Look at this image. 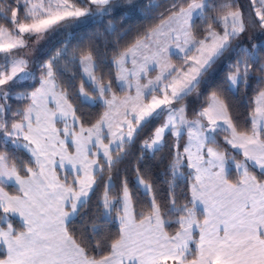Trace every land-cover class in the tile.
Segmentation results:
<instances>
[{"label":"snow or ice","instance_id":"obj_1","mask_svg":"<svg viewBox=\"0 0 264 264\" xmlns=\"http://www.w3.org/2000/svg\"><path fill=\"white\" fill-rule=\"evenodd\" d=\"M0 264H264V0H0Z\"/></svg>","mask_w":264,"mask_h":264},{"label":"trees","instance_id":"obj_2","mask_svg":"<svg viewBox=\"0 0 264 264\" xmlns=\"http://www.w3.org/2000/svg\"><path fill=\"white\" fill-rule=\"evenodd\" d=\"M156 2L158 3H166V0H156ZM162 10V9H161ZM156 13H144V15L141 16H136L133 17L132 19L128 20L126 23V27H131V31L128 33V35H126L122 40H121V44H126L128 42H131L134 37L137 34V30L143 31V29L145 27H147L148 25L152 24L155 22V20L153 19L155 17ZM95 26L86 28V29H81L79 31H77L74 34V37L72 39V44H76L78 42H87V39L89 37V35L94 31ZM83 38V39H81ZM109 40H113L114 37H108ZM253 87H255V84L253 82ZM253 95V91L252 89H249L247 94L245 93L244 89L241 88L239 93H237L236 95H233L231 93H227V96L229 98V100L231 101V103L234 106V109L237 112H245L246 109L244 107L245 102L251 98V96ZM159 155H157V160L159 159ZM156 161H150L149 163H155Z\"/></svg>","mask_w":264,"mask_h":264}]
</instances>
